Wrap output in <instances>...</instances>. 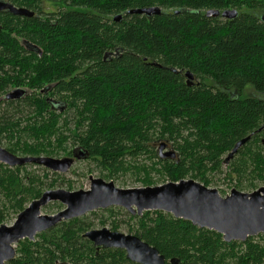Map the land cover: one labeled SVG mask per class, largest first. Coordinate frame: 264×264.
<instances>
[{
    "label": "trees",
    "instance_id": "1",
    "mask_svg": "<svg viewBox=\"0 0 264 264\" xmlns=\"http://www.w3.org/2000/svg\"><path fill=\"white\" fill-rule=\"evenodd\" d=\"M34 12H0V94L26 89L29 114L12 120L0 107V143L9 152L39 157L63 151L66 142L112 179L133 171L143 186L150 172L168 182L193 179L209 187L241 139L250 140L229 161L225 179L264 182V0H0ZM159 7V15L127 14ZM209 10H236V18L207 17ZM122 15L120 21L113 18ZM185 72L194 83L189 85ZM65 106L61 111L55 104ZM71 113V115H69ZM69 116L73 128H67ZM64 131H68L65 134ZM167 141L179 161L162 160ZM74 149V150H75ZM146 157L152 166L138 164ZM159 166V169L156 166ZM34 166V165H31ZM26 166L0 163V225L10 213L52 189ZM165 183V182H164ZM251 186V185H250ZM71 188V183H67ZM255 188V187H254ZM113 214L114 209H107ZM85 218L62 222L18 243L6 264H136L119 249H96L82 235ZM130 233L178 264H263L264 234L226 242L211 230L160 211L129 214ZM118 225L112 223V231Z\"/></svg>",
    "mask_w": 264,
    "mask_h": 264
},
{
    "label": "water",
    "instance_id": "2",
    "mask_svg": "<svg viewBox=\"0 0 264 264\" xmlns=\"http://www.w3.org/2000/svg\"><path fill=\"white\" fill-rule=\"evenodd\" d=\"M33 17L34 12L26 8H17L11 3L0 1V12ZM159 7L133 9L127 14H139L150 17L159 15ZM207 17H221L232 20L236 10H209ZM122 15L113 18L120 21ZM264 22V16L262 17ZM189 85L194 83L190 72H185ZM26 90L17 88L5 96V100H19L26 95ZM50 102L51 99H49ZM62 110V106L52 102ZM264 130V125L256 133ZM251 135L238 141L224 159V164L238 153L250 140ZM167 141L160 142L159 158L176 159L174 150L162 153L168 146ZM86 158L87 154L80 149L73 150L72 157L55 159L51 157L17 156L0 146V163L10 168L23 167L28 164L42 166L52 172L66 173L75 160ZM88 190L66 191L63 189L47 190L39 199L33 200L19 213L10 226L0 225V264H6L16 257V245L24 240L33 242L36 235L57 227L62 222L80 218L92 211L120 207L132 216H141L146 211H160L176 219L189 221L192 225L214 231L226 242H244L249 237L264 234V187L245 193L232 189L228 195L219 192L193 179H182L177 182H165L155 186L120 189L112 181L90 176ZM51 202H59L65 208L54 215H42L41 208ZM82 237L97 249H119L125 252L128 261L136 264H178L171 259L166 262L158 250L133 234H123L107 228L89 230ZM264 264V263H263Z\"/></svg>",
    "mask_w": 264,
    "mask_h": 264
},
{
    "label": "rangeland",
    "instance_id": "3",
    "mask_svg": "<svg viewBox=\"0 0 264 264\" xmlns=\"http://www.w3.org/2000/svg\"><path fill=\"white\" fill-rule=\"evenodd\" d=\"M14 89L9 88L7 89L3 94H0V101L3 100L5 102H11L12 105L7 109L8 114L10 115V118L12 120L22 119L25 118L29 114V109L21 103L20 105L16 104V102H20V100H12L7 101L5 100V96L13 91ZM26 90V89H24ZM244 97H258L261 99H264V95H258L255 94L252 90H246L244 93ZM3 109H6V104L3 103L0 106ZM66 107L63 108L61 111H65ZM71 115V113H69ZM69 116L67 128L72 129L73 123ZM65 134H68V131H64ZM7 140H3L0 143V146L2 148L7 147ZM70 143V142H69ZM69 143L66 142L65 148L67 150L73 151L75 147H72L69 145ZM156 149L158 150V146H156ZM67 153V152H66ZM66 153H63V151H58L57 153H54L53 155H41L42 157H51L55 159H61L64 157H69ZM22 156V155H18ZM138 164L144 163L146 166H152L153 161L155 160H148L145 156L142 158H139ZM34 164H28L25 165L27 167L28 171H35L38 175H42L44 173L43 170L48 172L47 178L44 180L45 184L51 183L55 177L52 175L57 174L60 175V180H57L56 186L52 189H45L47 190H56V189H63L66 191H78V190H88L90 187V176L93 178H101L105 181H112L114 185L117 188L120 189H128V188H139L143 187L142 183L139 182L138 179L142 178V175H137L135 172L130 171L126 173H119L115 175L112 179H105L102 175H106L104 172H102L94 162L88 160L87 158H80L75 160L69 171L66 173H56L52 172L42 166L34 165ZM227 164H224V168L222 169L221 173L212 174L208 176L207 178L210 179V188L216 189L221 196L228 195L232 189H236L241 192L250 193L254 190L264 187V182L260 181L258 179H253V175L250 174L246 178H243L242 181V187H236V181L235 180H227L225 179L226 173L228 170L225 168ZM157 169H159V166H156ZM150 178L151 180L156 183V185L163 184L164 182H168L169 180L166 179V176L164 174H158L155 171L150 172ZM189 179V178H187ZM199 182V181H198ZM67 183H71V188L69 189L67 187ZM251 185V186H250ZM255 187V188H254ZM29 204L26 205V207ZM65 208L64 205L60 204L59 202H51L48 205L41 208V214L42 215H54L58 213L59 211H62ZM114 209L113 214H110V212L105 210H96L92 211L81 218H85L84 221L86 223H89V230H100L102 228H107L112 231V223L115 222L118 225V229L116 231L121 232L123 234H132L130 233V226L135 224V221H129V213L125 211L124 209L120 207H111ZM110 209V208H109ZM17 215L10 213L8 216L7 221L4 223L5 225H12L16 219ZM59 225V224H58ZM57 225V226H58ZM44 233V232H43ZM37 237V235H36ZM35 237V240H36ZM34 240V241H35ZM18 247V244L16 245V248Z\"/></svg>",
    "mask_w": 264,
    "mask_h": 264
},
{
    "label": "flooded vegetation",
    "instance_id": "4",
    "mask_svg": "<svg viewBox=\"0 0 264 264\" xmlns=\"http://www.w3.org/2000/svg\"><path fill=\"white\" fill-rule=\"evenodd\" d=\"M50 99V98H49ZM54 101L55 102V100L54 99H51V101ZM52 101V102H53ZM160 146V145H159ZM159 146H158V149H159ZM171 150H174V148L172 147V145L171 144H168V146L163 150V152L162 153H166V152H169V151H171ZM175 151V150H174ZM157 152H158V154H159V150H157ZM175 153H176V151H175ZM177 154V153H176ZM73 156V151H72V153H71V155L69 156V157H72ZM162 160H175V161H179V157H178V154H177V158L176 159H170V158H165V159H162ZM91 243V242H90ZM92 244V243H91ZM97 249V248H96ZM99 249H101V248H99ZM57 264H64V263H57Z\"/></svg>",
    "mask_w": 264,
    "mask_h": 264
}]
</instances>
